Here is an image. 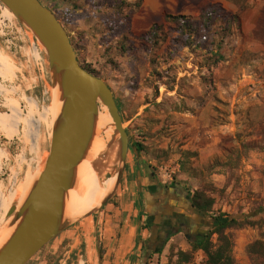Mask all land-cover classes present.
<instances>
[{
  "label": "rangeland",
  "instance_id": "obj_1",
  "mask_svg": "<svg viewBox=\"0 0 264 264\" xmlns=\"http://www.w3.org/2000/svg\"><path fill=\"white\" fill-rule=\"evenodd\" d=\"M133 1L39 0L51 11L56 9L55 2L65 6L66 13L80 11V20L94 14L87 20L91 32L86 41L74 25L60 23L79 64L88 66L112 91L129 137V152L122 179L102 212L73 222L28 264H98L97 240L102 264L104 256L109 258L111 245L122 239L128 216L139 205L143 207L142 199L135 204V194L139 187L143 196L144 179L150 173L162 185L179 184L191 194L205 192L215 201L208 216L225 215L240 224L246 222L226 232L233 242L234 262L263 264L247 248L264 240V154L250 151L237 169L228 168L226 162L228 151L238 149L240 142L252 140L249 136L264 128V22L254 27L255 12L264 11V0H227L225 7L220 5L242 18V33L234 38L221 40L201 26L185 32L177 25H165L157 41L129 35L131 8L120 4ZM4 9L0 4V54L9 61L0 66L4 73L0 75V203L11 206L19 205V194L49 151L50 113L60 105L50 87L42 48L14 17L3 16ZM178 95L193 100L181 107L196 112V119L177 115L181 108ZM135 142L143 145L144 152L138 154L130 147ZM187 142L208 146L206 164H200L198 149L189 151L197 157L185 160L182 153ZM115 150L96 164L104 179L115 175ZM184 165L189 168L186 174L181 170ZM1 215L0 241L9 224L0 209ZM130 223L136 224L134 216ZM216 238H212L214 244ZM102 242L111 245L103 247ZM183 249L189 252L190 246L180 236L167 249L165 264H176V254ZM197 258L196 253L188 264ZM201 260L205 264V256ZM150 264H160L159 258Z\"/></svg>",
  "mask_w": 264,
  "mask_h": 264
},
{
  "label": "water",
  "instance_id": "obj_2",
  "mask_svg": "<svg viewBox=\"0 0 264 264\" xmlns=\"http://www.w3.org/2000/svg\"><path fill=\"white\" fill-rule=\"evenodd\" d=\"M0 4L42 47L50 87L57 95L58 104H61L43 170L22 204L11 206L7 214L10 236L0 245V264H28L73 222L102 212L122 179L129 137L123 129L112 91L104 81L79 64L69 36L55 14L39 0H0ZM99 106L107 110L112 120L109 127L112 133L98 162L116 149L115 182L99 208L85 218L70 221L65 217L66 196L76 188L77 168L89 153L93 141L103 135L97 130ZM97 254L101 260L100 248H97Z\"/></svg>",
  "mask_w": 264,
  "mask_h": 264
},
{
  "label": "crops",
  "instance_id": "obj_3",
  "mask_svg": "<svg viewBox=\"0 0 264 264\" xmlns=\"http://www.w3.org/2000/svg\"><path fill=\"white\" fill-rule=\"evenodd\" d=\"M226 2L227 0H142L140 8L137 11H135L129 18V21H128L129 32L128 33L131 37H139L140 35L147 33L152 28V26L164 24L166 15L184 16V17H189L191 19H197L203 8L209 5H213V4L214 5L219 4L222 7H225ZM52 5L53 7L56 8L55 10H52V12L56 15V17H58L60 22L61 20H63L64 22H67L70 26L74 25L75 32L76 31L83 32V35L85 36V41H86L88 32L89 33L91 32V27L88 25L89 22L87 20H89V17L93 18L94 14H88L86 16L88 18L80 20L78 18L79 17L78 15L81 13L80 11L73 10L72 12L66 13L64 12L65 6H63L61 3L55 2ZM3 16L7 17L4 13H3ZM254 21H255L254 27L256 28L257 26L259 28V24L264 22V11L258 9L255 12ZM1 24H2V21L0 19V26ZM0 61L2 64V65L0 64V66L9 65L8 59L2 56L1 54H0ZM0 75L2 77L4 76V73L1 70H0ZM207 100H210V98L208 97ZM177 101L180 107L182 106L183 103H187L191 101L193 102L192 99H190L189 97L183 96V95H178ZM205 111H207L206 107L201 109V112L203 114L205 113ZM178 112L179 113L177 115L181 118L191 117L193 118V120L196 119L195 117L196 112L192 114L190 113V109L183 111L181 107ZM2 121H3V118L0 115V122L2 123ZM14 123H16V120H14ZM38 129H39V126L36 125L35 134L38 133ZM183 149L186 151H191V150L196 151L198 149L200 164L204 165L208 162L207 154H209V151H210L208 146L197 147L193 145L192 142H189V143L187 142L184 145ZM48 154H49V151L46 154L45 159L42 165L40 166L39 170L37 171L36 175L29 178L27 183L24 185L23 191H21V193L19 194V198H18L19 205L16 204L18 207L22 204L21 200H25V198L27 197L32 187L34 180L36 179V177L40 175L41 171L43 170ZM255 154H257V156L261 155L258 153H255ZM131 173H133V171H131ZM136 174L141 176V171L137 170ZM217 180L221 181L220 177H217ZM138 200H140V198L138 194H135V204H138ZM135 204L133 203V207ZM11 206L10 205L7 206V204H5L4 202L0 203V209L1 211L4 212V215L6 216ZM194 213L198 215L197 219L200 221L201 217L199 216V213L197 212H194ZM133 216H134V221L136 223L135 225H132L130 223L131 218ZM2 217L3 215L0 216V220ZM145 217H146V212L144 211V208L139 205L137 207L136 213H134V215L131 213L128 216L129 224L127 225V228H125L123 232L122 239L118 243H115L113 245H111L110 242H107V244H105V242H102L103 247H106V246L110 247V245L112 246L111 250L107 253L109 258L107 259V256H104L102 264H150L151 260L156 257L159 258L160 264L166 263L165 255H166L167 249H169L170 244L172 242L177 241V239L181 236V234L173 236L168 241V243L163 247L160 253H156L155 255H153L152 257L148 259V256L150 255V252L148 250L152 248L151 247L152 242H148L147 240L149 237V231L147 229H143L142 221L145 219ZM202 217L204 216L202 215ZM151 219H152V216H151ZM7 220L10 221V219H7ZM146 223H151L150 219H148ZM196 225L197 224L195 223V226ZM195 228H196L195 229L196 231H199L200 233L203 232V230H201L198 226ZM182 251L185 252V249H183ZM112 256H114V258H112Z\"/></svg>",
  "mask_w": 264,
  "mask_h": 264
},
{
  "label": "trees",
  "instance_id": "obj_4",
  "mask_svg": "<svg viewBox=\"0 0 264 264\" xmlns=\"http://www.w3.org/2000/svg\"><path fill=\"white\" fill-rule=\"evenodd\" d=\"M142 0H134L133 2H121V7H130L133 14L141 6ZM45 7V6H44ZM51 11V10H50ZM52 12V11H51ZM3 13L11 20L13 16L4 9ZM53 13V12H52ZM54 14V13H53ZM131 14V15H132ZM56 16V15H55ZM58 19V17H57ZM129 19V17L127 18ZM177 25L182 30L190 31L194 26V30L199 26L207 32H212L214 37H220L230 39L235 35L242 33V18L239 14L228 13L220 5H209L201 10V13L197 19H191L184 16H165V23L163 25H154L145 34L139 36L141 41H154L158 40L161 29L165 26ZM84 70L93 75L88 66H83ZM118 106V105H117ZM121 112L120 107L118 106ZM252 140L242 141L239 143V148L228 151V160L226 166L231 169H237L240 166L241 160L248 155L250 151H257L264 154V128L251 134ZM130 147L138 154L144 152L143 145L135 142L131 143ZM185 160L189 158L197 157V154L189 151L182 153ZM187 163V162H185ZM183 174L189 172V168L186 165L181 166ZM190 194L191 207L201 213H211L214 207L215 201L209 198L205 192L196 191ZM214 226L204 237L197 238L189 241V252H178L176 254V264H188L191 262L193 255L202 252L206 258L205 264H235L232 257L233 242L230 236L226 233L233 228H240L248 225L240 224V220L234 217H228L225 215H219L213 218ZM245 221V220H244ZM216 236V243L212 242V238ZM163 248L160 249V251ZM160 251L158 253H160ZM247 253L251 256H259L262 258L264 264V240H257L247 248ZM31 261V260H30ZM29 261V262H30ZM28 262V263H29Z\"/></svg>",
  "mask_w": 264,
  "mask_h": 264
},
{
  "label": "flooded vegetation",
  "instance_id": "obj_5",
  "mask_svg": "<svg viewBox=\"0 0 264 264\" xmlns=\"http://www.w3.org/2000/svg\"><path fill=\"white\" fill-rule=\"evenodd\" d=\"M144 183L146 189L142 192L143 196L139 187L137 194L140 200H143L146 212V217L142 221L143 229L149 231L147 240L152 242L153 251L148 250L150 252L148 259L158 253L173 236L181 234L189 243L191 240L206 236L214 226V217L208 216L210 213H201L193 209L189 191L183 190L179 184L162 185L151 173L144 179ZM194 212L199 213L200 221ZM148 219L151 223H146ZM197 226L203 230L202 233L195 230Z\"/></svg>",
  "mask_w": 264,
  "mask_h": 264
},
{
  "label": "bare ground",
  "instance_id": "obj_6",
  "mask_svg": "<svg viewBox=\"0 0 264 264\" xmlns=\"http://www.w3.org/2000/svg\"><path fill=\"white\" fill-rule=\"evenodd\" d=\"M29 36L32 37V35ZM60 109L57 111H52L50 113V140L52 136L53 125L59 115ZM111 125L112 120L107 110L104 107L99 106V113L97 117V130L103 133V135L101 137H96L93 141L89 153L77 168L76 188L69 191L66 196L65 217L70 221H76L78 219L85 218L87 214L99 208L101 202L113 188L115 178L111 177L102 180V177H100V175L98 174L99 172L96 167L98 159L103 154L107 146V140L112 133L111 129L109 128ZM9 236L10 233H6L3 239L0 241V245L3 244L9 238ZM97 247L100 248L99 240H97ZM98 264H100L99 260Z\"/></svg>",
  "mask_w": 264,
  "mask_h": 264
},
{
  "label": "built area",
  "instance_id": "obj_7",
  "mask_svg": "<svg viewBox=\"0 0 264 264\" xmlns=\"http://www.w3.org/2000/svg\"><path fill=\"white\" fill-rule=\"evenodd\" d=\"M197 255H199L200 258L195 259L194 260V264H200L201 261H202L201 259H202V257H203L204 254L202 252H198Z\"/></svg>",
  "mask_w": 264,
  "mask_h": 264
}]
</instances>
